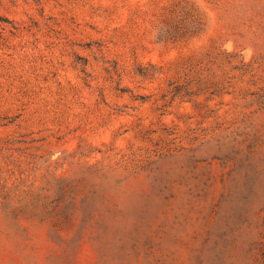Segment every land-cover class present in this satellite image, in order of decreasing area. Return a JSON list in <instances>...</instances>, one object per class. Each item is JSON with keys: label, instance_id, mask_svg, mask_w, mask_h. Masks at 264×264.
<instances>
[{"label": "rangeland", "instance_id": "374dc122", "mask_svg": "<svg viewBox=\"0 0 264 264\" xmlns=\"http://www.w3.org/2000/svg\"><path fill=\"white\" fill-rule=\"evenodd\" d=\"M172 1L0 0V264H264V0Z\"/></svg>", "mask_w": 264, "mask_h": 264}, {"label": "trees", "instance_id": "16d2710c", "mask_svg": "<svg viewBox=\"0 0 264 264\" xmlns=\"http://www.w3.org/2000/svg\"><path fill=\"white\" fill-rule=\"evenodd\" d=\"M179 7L182 8V13L184 17H179L177 20L173 19L178 14ZM170 15L166 19V23L172 28L170 30L169 35H175L177 38H185L188 35H194L198 33L202 29V25L204 24V18L200 16L195 5L189 0H174L169 5ZM195 19L198 26L197 28L191 29L187 25V21L189 19Z\"/></svg>", "mask_w": 264, "mask_h": 264}]
</instances>
